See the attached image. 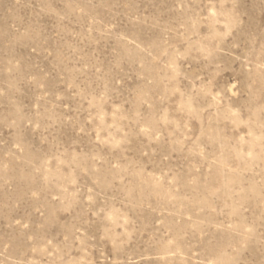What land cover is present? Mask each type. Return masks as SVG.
Returning <instances> with one entry per match:
<instances>
[{"label": "rangeland", "instance_id": "obj_1", "mask_svg": "<svg viewBox=\"0 0 264 264\" xmlns=\"http://www.w3.org/2000/svg\"><path fill=\"white\" fill-rule=\"evenodd\" d=\"M0 264H264V0H0Z\"/></svg>", "mask_w": 264, "mask_h": 264}]
</instances>
